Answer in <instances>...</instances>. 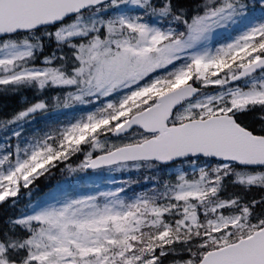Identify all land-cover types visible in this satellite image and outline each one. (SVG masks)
Segmentation results:
<instances>
[{
    "label": "snow or ice",
    "instance_id": "obj_1",
    "mask_svg": "<svg viewBox=\"0 0 264 264\" xmlns=\"http://www.w3.org/2000/svg\"><path fill=\"white\" fill-rule=\"evenodd\" d=\"M0 100V264H264V0H0Z\"/></svg>",
    "mask_w": 264,
    "mask_h": 264
},
{
    "label": "trees",
    "instance_id": "obj_2",
    "mask_svg": "<svg viewBox=\"0 0 264 264\" xmlns=\"http://www.w3.org/2000/svg\"><path fill=\"white\" fill-rule=\"evenodd\" d=\"M3 103H4V101H3V100H0V104H3ZM8 103H9V106H10V107H15V104H14L13 102L9 101ZM118 177H119V176H118ZM57 179H59L58 176H57ZM119 179H121V177H119Z\"/></svg>",
    "mask_w": 264,
    "mask_h": 264
},
{
    "label": "rangeland",
    "instance_id": "obj_3",
    "mask_svg": "<svg viewBox=\"0 0 264 264\" xmlns=\"http://www.w3.org/2000/svg\"><path fill=\"white\" fill-rule=\"evenodd\" d=\"M117 179H119V177H117Z\"/></svg>",
    "mask_w": 264,
    "mask_h": 264
}]
</instances>
